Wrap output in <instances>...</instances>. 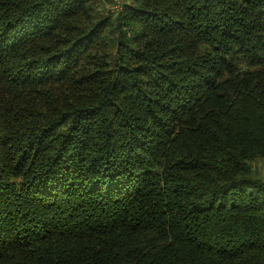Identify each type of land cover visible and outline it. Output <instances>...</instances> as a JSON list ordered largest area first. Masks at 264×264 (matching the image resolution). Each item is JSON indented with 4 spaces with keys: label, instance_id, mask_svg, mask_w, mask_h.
I'll list each match as a JSON object with an SVG mask.
<instances>
[{
    "label": "trees",
    "instance_id": "trees-1",
    "mask_svg": "<svg viewBox=\"0 0 264 264\" xmlns=\"http://www.w3.org/2000/svg\"><path fill=\"white\" fill-rule=\"evenodd\" d=\"M0 0V264H264V0Z\"/></svg>",
    "mask_w": 264,
    "mask_h": 264
},
{
    "label": "rangeland",
    "instance_id": "rangeland-1",
    "mask_svg": "<svg viewBox=\"0 0 264 264\" xmlns=\"http://www.w3.org/2000/svg\"><path fill=\"white\" fill-rule=\"evenodd\" d=\"M121 2L122 0H101L97 6L100 11H104L105 14H108L111 10L116 9ZM252 167L264 178V161L256 160L253 162Z\"/></svg>",
    "mask_w": 264,
    "mask_h": 264
}]
</instances>
